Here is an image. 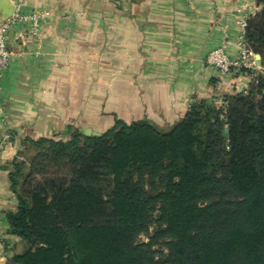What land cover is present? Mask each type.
Instances as JSON below:
<instances>
[{
    "label": "trees",
    "instance_id": "obj_1",
    "mask_svg": "<svg viewBox=\"0 0 264 264\" xmlns=\"http://www.w3.org/2000/svg\"><path fill=\"white\" fill-rule=\"evenodd\" d=\"M256 5L245 38L262 66L244 91L197 100L166 128L115 118L97 136L71 127L67 140H22L7 212L22 249L7 264H264V0Z\"/></svg>",
    "mask_w": 264,
    "mask_h": 264
},
{
    "label": "crops",
    "instance_id": "obj_2",
    "mask_svg": "<svg viewBox=\"0 0 264 264\" xmlns=\"http://www.w3.org/2000/svg\"><path fill=\"white\" fill-rule=\"evenodd\" d=\"M13 1V0H12ZM47 12L9 32L11 63L1 81L0 264L22 249L7 212L17 209L11 162L26 137L67 140L69 129L104 132L115 118L166 128L197 100L222 101L251 77L221 76L205 57L238 55L239 21L256 0H15Z\"/></svg>",
    "mask_w": 264,
    "mask_h": 264
},
{
    "label": "built area",
    "instance_id": "obj_3",
    "mask_svg": "<svg viewBox=\"0 0 264 264\" xmlns=\"http://www.w3.org/2000/svg\"><path fill=\"white\" fill-rule=\"evenodd\" d=\"M15 5L13 15L6 21L0 23V101L1 96V81L4 71L9 67L12 59L13 52L9 49V32L17 25L32 22V30L39 31V25L43 17L47 12H32L25 13L20 7L21 2L13 0ZM250 16H244L240 19V34L237 40L238 55L232 57L226 51L225 46H217L212 48L206 55L205 61L210 66L215 68L221 76L231 73L232 71L240 72L241 70H250L252 77L257 71L260 70V66L257 64V53L249 47L246 42V27L247 21Z\"/></svg>",
    "mask_w": 264,
    "mask_h": 264
},
{
    "label": "water",
    "instance_id": "obj_4",
    "mask_svg": "<svg viewBox=\"0 0 264 264\" xmlns=\"http://www.w3.org/2000/svg\"><path fill=\"white\" fill-rule=\"evenodd\" d=\"M14 9H15V5L12 0H0V23L10 18L14 13ZM256 58H257V64L261 67L262 66L261 54L257 53ZM80 131L86 135L97 136L101 134V132L95 131L91 128L81 129Z\"/></svg>",
    "mask_w": 264,
    "mask_h": 264
},
{
    "label": "rangeland",
    "instance_id": "obj_5",
    "mask_svg": "<svg viewBox=\"0 0 264 264\" xmlns=\"http://www.w3.org/2000/svg\"><path fill=\"white\" fill-rule=\"evenodd\" d=\"M143 239H145V237H143Z\"/></svg>",
    "mask_w": 264,
    "mask_h": 264
}]
</instances>
